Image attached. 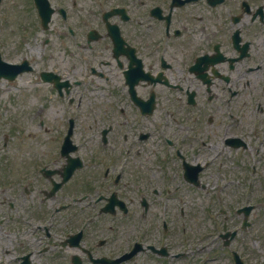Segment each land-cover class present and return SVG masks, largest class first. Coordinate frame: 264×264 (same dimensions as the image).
<instances>
[{
  "label": "flooded vegetation",
  "instance_id": "1",
  "mask_svg": "<svg viewBox=\"0 0 264 264\" xmlns=\"http://www.w3.org/2000/svg\"><path fill=\"white\" fill-rule=\"evenodd\" d=\"M0 16V54L32 67L0 92L35 75L45 134L10 145L0 124V264H186L171 192L207 188L209 159L264 190V0H0Z\"/></svg>",
  "mask_w": 264,
  "mask_h": 264
},
{
  "label": "rangeland",
  "instance_id": "2",
  "mask_svg": "<svg viewBox=\"0 0 264 264\" xmlns=\"http://www.w3.org/2000/svg\"><path fill=\"white\" fill-rule=\"evenodd\" d=\"M7 45H9L10 55L12 57H16L18 54H16L15 52L20 49L19 43L17 41V37L12 36V38L8 39ZM24 50L30 51V48L26 46ZM22 87H25L26 89L17 91V93L13 97H10L4 93L1 94L0 100L1 97H3L2 102H5L7 99L5 97H9L12 100L11 102L12 106H10L9 112L10 113L14 112V114L17 113L18 117H20L21 120L27 126V130L29 132L35 131L34 133H32L34 134L33 136H31L32 139L37 140L34 138L35 135L37 136V138L38 137L43 138L45 134L41 133L38 127L36 128V123H35L36 120L35 111L40 106V103H42V100H40V96H38L37 91L33 89L31 90V85L23 84ZM25 108H27V110ZM48 116L51 117L52 115L49 114ZM5 118L7 117L5 116ZM5 118L2 122H5ZM17 133H21V132L18 131ZM24 133L25 132H23L22 135ZM28 141H32V140H28ZM11 145H19V143L13 139L11 141ZM12 151H16V149L12 148ZM228 190H227L228 196L230 197V199H233V201L230 203H215L213 197L217 195L216 190L212 192H207L204 190H201V192H195L189 190L188 188L181 190L186 195V199H187L186 208L189 210L188 217L193 218L192 220L188 219V221L190 225V233H192L194 237H196L200 233V231L205 229L206 230L212 229V231H214L217 223H219V227H222V218L218 217L217 219H215L216 218L215 214L217 212L218 214H220L219 211L221 208L227 209L228 211L231 212L233 216L232 218L229 217L227 219L228 223H225L224 226L227 224L238 225V222L240 221V217L236 215L235 209L237 206L243 203H235V202L241 196V192L240 190L238 191L236 189L232 191H228ZM251 194L252 196L255 195V199H258L260 195L259 192L256 193L252 192ZM171 203H173V200L171 201ZM255 204H258L259 209L254 214V217H252L253 222L255 223V227L253 230H250L251 231L250 233H253V235L258 233L260 236L259 235H258L259 237H257L256 235L250 236L248 239H246V241H248L247 246L249 251L252 252L253 257L255 258L256 256H260L261 262L264 263V203H255ZM207 208H211L210 210L211 214L209 215L210 219H208L206 213ZM243 237L246 238L245 236H241V238ZM220 251H221V244H217L214 249V252L218 254V257L213 255L212 259L209 260L207 264H219V263L225 264L226 260L224 259L221 260L219 258V256L221 255ZM257 264L259 263L257 262Z\"/></svg>",
  "mask_w": 264,
  "mask_h": 264
}]
</instances>
